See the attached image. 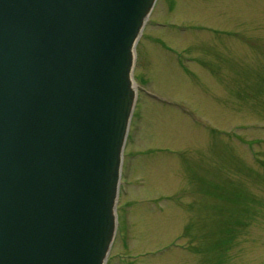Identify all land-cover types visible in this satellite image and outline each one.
<instances>
[{
    "label": "rangeland",
    "instance_id": "obj_1",
    "mask_svg": "<svg viewBox=\"0 0 264 264\" xmlns=\"http://www.w3.org/2000/svg\"><path fill=\"white\" fill-rule=\"evenodd\" d=\"M107 264H264V0H157Z\"/></svg>",
    "mask_w": 264,
    "mask_h": 264
},
{
    "label": "water",
    "instance_id": "obj_2",
    "mask_svg": "<svg viewBox=\"0 0 264 264\" xmlns=\"http://www.w3.org/2000/svg\"><path fill=\"white\" fill-rule=\"evenodd\" d=\"M156 0H0V264H107Z\"/></svg>",
    "mask_w": 264,
    "mask_h": 264
}]
</instances>
